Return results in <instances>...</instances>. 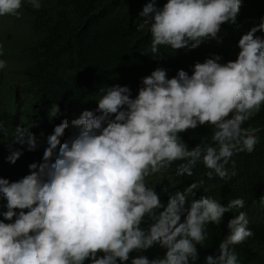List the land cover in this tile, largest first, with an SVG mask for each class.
I'll list each match as a JSON object with an SVG mask.
<instances>
[{"label":"clouds","instance_id":"clouds-1","mask_svg":"<svg viewBox=\"0 0 264 264\" xmlns=\"http://www.w3.org/2000/svg\"><path fill=\"white\" fill-rule=\"evenodd\" d=\"M33 9L41 0H27ZM242 0H147L136 25L150 31L148 51L197 49L219 39L222 23L235 24ZM22 0H0V17L19 15ZM168 72L157 67L141 78L133 97L127 85L101 88L96 108L70 121L76 129L63 142L69 122L61 120L46 137L39 162L10 181L0 176V264H196L213 224L222 235L218 255L203 264H241L235 246L261 221L243 197L227 204L213 191L214 176H246L247 161L264 159V124L245 125L264 105V16L247 31ZM37 41L24 46L26 60ZM147 53V52H145ZM15 60H17L15 58ZM6 60L0 59V69ZM58 107L49 110L54 117ZM210 125V136L189 147L180 133ZM33 124L17 125L5 160L11 163L38 147ZM0 132L5 135L3 122ZM175 163L171 179L169 169ZM198 164L200 173L193 175ZM186 183V184H182ZM264 212V195L259 198ZM147 221V223H146ZM158 245L162 256L143 254ZM130 253H139L130 258Z\"/></svg>","mask_w":264,"mask_h":264},{"label":"trees","instance_id":"trees-1","mask_svg":"<svg viewBox=\"0 0 264 264\" xmlns=\"http://www.w3.org/2000/svg\"><path fill=\"white\" fill-rule=\"evenodd\" d=\"M146 2L41 0V7L33 9L27 0H22L19 15L3 16L6 25L18 24V28L9 32L0 28V59L6 60L5 68L0 69V121L8 133L0 132V176L14 181L28 174V165L41 160L46 137L53 126L61 120L69 122V127L62 131L60 142H63L76 131L70 121L83 110L96 108V100L102 95L101 88L113 84L127 85L134 97L141 86V78L155 68L163 67L171 73L173 68L181 67L185 59L199 56L218 43H225L230 34L234 35L239 22H243L238 27L240 31H247L264 16V0H242L237 22L222 23L219 39L204 41L203 46L190 52L185 47L172 50L164 46L159 56L156 55L157 60H151L149 28L147 25L143 29L136 27L143 19L138 13ZM165 2L155 0L158 6ZM256 35L264 33L258 31ZM30 41L37 43L26 60L23 48ZM54 105L58 112L50 119L48 113ZM257 113L258 116L245 121L244 126L264 124V105ZM31 123L30 130L38 137V147L27 150L25 145L13 143V148H23L24 151L15 163L6 161L13 130L17 125ZM210 132V125H200L192 132L188 130L180 135L192 147L208 138ZM258 149H264V142ZM253 153L251 157H247L248 153L240 154L247 161L246 176L237 177L243 169V163L237 161L236 175L228 180L215 176L208 179L199 171L203 164L193 170V175L204 176L210 181L213 191L225 204L230 198L243 197L248 212H259L254 220L261 222L251 227L253 235L243 242L242 248L235 246L241 264H264V212L259 203V198L264 195V159L259 153ZM175 163L178 162L169 169L171 179L184 181L186 176L175 175ZM4 203L0 199V211L4 210ZM208 233L203 247L197 245L199 257L196 264H203L206 255L219 254L222 235L211 223ZM163 253L164 249L154 245L143 254L154 258ZM138 254L130 253V258Z\"/></svg>","mask_w":264,"mask_h":264},{"label":"rangeland","instance_id":"rangeland-1","mask_svg":"<svg viewBox=\"0 0 264 264\" xmlns=\"http://www.w3.org/2000/svg\"><path fill=\"white\" fill-rule=\"evenodd\" d=\"M7 20L4 19L3 17H0V28L3 32H9V31H14L18 28V24H9L6 25ZM11 59V58H9ZM15 62H18L17 60H15Z\"/></svg>","mask_w":264,"mask_h":264},{"label":"bare ground","instance_id":"bare-ground-1","mask_svg":"<svg viewBox=\"0 0 264 264\" xmlns=\"http://www.w3.org/2000/svg\"><path fill=\"white\" fill-rule=\"evenodd\" d=\"M15 100V99H14ZM15 102V101H14ZM15 107V106H14ZM16 110V109H15ZM14 112V111H13Z\"/></svg>","mask_w":264,"mask_h":264}]
</instances>
